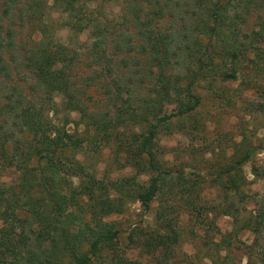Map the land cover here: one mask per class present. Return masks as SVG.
<instances>
[{
    "label": "trees",
    "instance_id": "trees-1",
    "mask_svg": "<svg viewBox=\"0 0 264 264\" xmlns=\"http://www.w3.org/2000/svg\"><path fill=\"white\" fill-rule=\"evenodd\" d=\"M49 1L0 0V141L11 145L10 152L0 151V171L17 173L13 181L0 182V264H144L120 253L119 230L105 219L122 212L125 196H137L145 209L161 197L158 230L142 232V246L169 257L180 231L178 215L161 196L172 170L158 156V135L173 117L199 107L202 83L213 90L218 82L239 80L251 53L252 70H259L264 28H244L264 13V0ZM116 4L119 10L110 11ZM51 8L65 14L59 27L73 36L88 31L91 40L78 47L55 40ZM33 25L42 27L40 39L19 36V28ZM78 66L84 69L79 78ZM172 104L168 113L165 107ZM62 110L80 114L86 135L72 134L68 119L59 124L51 115ZM92 138L114 142L128 166L152 174L142 191L132 192L131 178L102 183L87 170L78 154ZM240 146L243 151L213 180L227 198L243 202V166L258 148L245 141ZM190 181L182 171L173 185L184 206L208 219L207 209L190 196ZM64 191L77 198L78 209L66 207ZM113 191L122 192L119 203ZM231 199L222 210L235 219L228 235L239 230ZM243 228L264 230V194Z\"/></svg>",
    "mask_w": 264,
    "mask_h": 264
},
{
    "label": "rangeland",
    "instance_id": "rangeland-1",
    "mask_svg": "<svg viewBox=\"0 0 264 264\" xmlns=\"http://www.w3.org/2000/svg\"><path fill=\"white\" fill-rule=\"evenodd\" d=\"M51 3L52 0L49 1ZM119 7L116 4L110 11H118ZM64 15L55 8L50 9L48 19L51 21L49 25L52 27L53 38L71 42L75 47L88 43L91 40L88 31L73 36L69 29L59 27ZM260 28H264V13L251 18L244 31L250 33L253 29ZM19 36L38 40L42 36V27L33 25L19 28ZM261 49L264 50V42ZM254 57L255 53H251L248 57L250 59L243 62L239 80L218 82L213 90L207 87L206 82L202 83L197 91L201 96L199 107L185 117L175 116L169 124H163L166 126L160 130L157 138L158 156L166 168L172 171L166 178V193L161 196L166 198L163 204L170 207L169 212L178 215L180 238L169 257L162 252L148 253L142 246L141 235L142 232L158 230L156 214L161 205V197L151 202L150 209H145L137 196H125L122 212L105 218L118 228L119 251L125 257L140 260L144 264H264V230L256 233L243 228L246 219L256 208L259 195L264 194V59L259 61V70L255 72L252 70ZM77 69L79 78L84 69L80 66ZM93 91L94 88L91 89L92 93ZM61 99L62 95L56 96L57 102H61ZM99 99L94 94L93 100ZM174 106L172 104L165 108L169 113ZM51 115L57 118L59 124L68 119L70 123L66 129L72 134L86 135L84 133L88 128L77 111L62 110L57 114L51 111ZM243 141L258 149L243 166V174L247 179L243 189L247 196L243 202H239L233 196L232 199L227 198L223 187L213 178L233 155H239L243 151L240 146ZM115 149L114 142L104 143L98 138L87 139L83 142L78 157L85 162L87 170L102 183L131 178L132 192L139 193L148 184L152 174L149 171H139L137 166H128L124 152L117 155ZM2 150L10 152V143L1 140L0 151ZM182 171L191 178L190 183L195 184V192L190 196L198 199V206L203 205L207 209L208 219L205 216L198 217L200 215L195 208L183 205L180 188L176 187L179 172ZM16 176L17 173L12 168L4 169L0 171V182H11ZM70 179L74 186L80 182L77 177ZM172 185L175 186L173 190ZM64 192L66 207L69 210L78 209L77 198L70 192ZM113 194L119 203L122 192L117 196L116 192ZM227 199L234 200L238 207L236 214L239 230L232 235L228 233L234 231V216L222 211Z\"/></svg>",
    "mask_w": 264,
    "mask_h": 264
}]
</instances>
